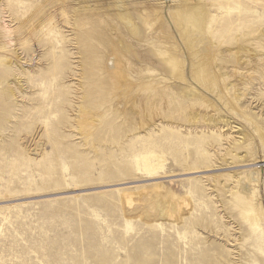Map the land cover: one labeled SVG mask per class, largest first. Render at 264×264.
Listing matches in <instances>:
<instances>
[{"label": "rangeland", "instance_id": "1", "mask_svg": "<svg viewBox=\"0 0 264 264\" xmlns=\"http://www.w3.org/2000/svg\"><path fill=\"white\" fill-rule=\"evenodd\" d=\"M169 1L125 2L139 16L158 4L167 15ZM205 2L208 38L194 57L183 47L188 73L210 62L227 96L202 88L183 103L158 64L179 34L160 20H137V38L112 0H0V264H264L230 193L251 177L264 209V0ZM114 54L130 85L111 80ZM81 105L96 115L89 139ZM238 125L247 157L227 159ZM148 151L164 159L154 173L140 165ZM158 185L187 209L167 217L175 202L158 203Z\"/></svg>", "mask_w": 264, "mask_h": 264}, {"label": "bare ground", "instance_id": "2", "mask_svg": "<svg viewBox=\"0 0 264 264\" xmlns=\"http://www.w3.org/2000/svg\"><path fill=\"white\" fill-rule=\"evenodd\" d=\"M125 1L126 0H112V2L114 3L113 7H114V10L119 13L118 14L119 20L122 21L124 25H126L130 31L135 32V36L137 38H139L138 36L140 35L138 24L142 23V24L148 25L150 23L149 20H160V22H162L160 24L161 26H163L164 24L165 25L167 24L166 26H169L170 28H172L173 31L175 30L179 34L178 40H180L179 42H180L181 48L178 49V52H176L177 54H171V53L167 54L165 51H161L159 53L160 59H158V64L160 68L162 69V71L166 74V76H168L169 78L173 80V82H175L174 88H176L178 96L181 97L180 98L181 102H183V98L187 100L186 97L188 98L192 97V98H195L197 101H199L200 99H202L201 98L202 88L210 92L209 94L207 93L208 95H213L215 92L216 94H218V91H220L219 95L221 97L223 95L227 96V90L225 89V87H223V85L221 86V76L219 75L218 72H215L213 70L212 64L210 62L207 63V68H203V72H202V65L201 66L195 65L193 71H191L192 72L191 77L189 76V73H188L189 69H188L187 57H190V55L186 54L183 47H185V50L191 53L192 56L194 57L198 53V50L196 53L194 52L195 48L199 46V44L206 42L208 38L207 31L210 25V14L208 11L209 4H207L205 0H170L168 2V5L165 6L167 9V15L165 14L166 10L163 9V5L158 4L156 9L155 8L144 9V11L140 12L139 16L138 15L136 16V12L134 10L133 4L132 3L127 4ZM143 13L145 14L143 15ZM165 19L167 23L164 21ZM137 20H139V23H136ZM119 46L121 48L124 47V42L119 43ZM150 51L154 56H156V52L154 50H150ZM126 66H127V63L126 65H124V62L120 59L118 54L112 55L111 59L109 60L108 67H111L113 69L111 73V80L116 86L118 84L119 85L120 84L130 85V81L127 80L126 78V74H127ZM54 68L56 70L61 69L58 64H55ZM234 94H235V98L238 99L239 90L235 88ZM212 97H215V96H212ZM219 98L216 99L219 105L217 104L216 106L214 105L212 106L213 108L217 107L215 108V110L216 109L219 110L220 108L218 107L222 106ZM236 102L237 101H233L231 98H229L227 99V103H226L227 105L224 106L225 109L229 111L226 117L229 120L233 119L232 113L238 108ZM136 103L138 102L136 101ZM77 108H78V112L76 116L77 117L76 124H77L78 131L85 133L86 138L89 139L88 136H89L90 130L92 129V126L96 122V115L91 110V108H89L90 109L89 110L88 108L86 109L82 105ZM133 111L134 112L136 111L135 113H137L140 116V112L138 110H133ZM144 118H146V116L143 117V119ZM211 118L213 119L214 116ZM195 119L196 117L192 113L191 116L188 118V121H189L188 123L190 124V122H194ZM212 121L213 120L210 121L209 118H205V123L211 124ZM146 123L147 121L139 120L140 126ZM140 126H138V128ZM237 133L239 135L238 142L240 143L239 151L234 152L232 150H229L227 152V155H228L227 159H230L229 156L244 157V158L247 157V150L243 147H246V145H248L249 143L248 142L249 133L248 134L244 133L242 126L238 127ZM259 134H260L261 140L264 142V133H261L259 131ZM120 135L122 136V133L120 131H117L113 134V138L117 140L120 138L119 137ZM147 153L148 154L146 156L142 157L140 161L141 163L140 165L145 170H148L154 173L161 168L164 159L162 156L154 153L153 151H148ZM240 179L241 177L237 178L236 181L240 182ZM245 179L248 183L245 188L243 187V185L242 186L240 185L241 187L239 191L238 190L233 191L234 187H232L231 192L230 190L228 192L232 193V196L234 197L237 206L242 209L241 217L244 220L250 233L252 234V237L256 239V241L259 243L260 241H263L261 244L262 246L261 249L264 252V229L262 227V223H264V209L262 207L261 202L258 199L259 195H258L257 184L255 183V180L252 179L251 177H245ZM159 188L161 190V193L160 194L157 193L160 195L159 199L157 200L158 203L162 202L163 204L167 206H171V204L173 205L172 202L173 201L175 202L173 205L172 211L170 212L171 208L167 210V213L165 214L167 217H171L172 216L171 213H175V215H178L179 213L183 212L184 208L188 206V203L186 204L184 199L179 200L176 194L169 193L167 190L164 189V186H159ZM153 191H154L153 193H155V190ZM121 200H122L121 203L125 201L123 203H126L127 204V205L125 204L126 206L130 204L128 207H131L132 206L131 203L132 204L134 203V201L131 202L130 197L125 198V200L122 198ZM147 217H149V215Z\"/></svg>", "mask_w": 264, "mask_h": 264}]
</instances>
